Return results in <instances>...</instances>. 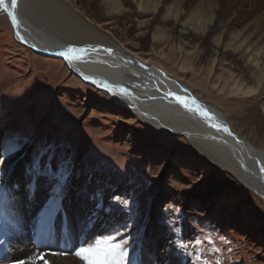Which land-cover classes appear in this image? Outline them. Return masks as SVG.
I'll list each match as a JSON object with an SVG mask.
<instances>
[{"label":"rangeland","instance_id":"obj_1","mask_svg":"<svg viewBox=\"0 0 264 264\" xmlns=\"http://www.w3.org/2000/svg\"><path fill=\"white\" fill-rule=\"evenodd\" d=\"M65 1L83 15L87 23L103 30L111 42L150 60L152 66L166 67L169 74L190 87L197 99L220 109L235 134L264 150V86L259 88L257 99H241L239 95L221 91L222 84L233 79L257 87L249 74L244 75L239 70V61L228 50L225 32H220L224 29L218 28L216 32L209 33L208 23H203L196 27V31L182 35L181 24H190L192 15H195L194 21L202 16L205 20L203 9L207 6H200L202 10L193 6L199 0H191L189 6L169 7L165 5L174 0H152L154 6H142L141 0ZM236 3L238 5L215 8L217 12H227L233 18L247 11L245 22L250 24L252 31L259 28L260 35L264 34V5L254 8ZM138 9H151V13L145 16ZM166 10L170 15L165 14ZM174 12L178 15L176 20L172 18ZM3 19L0 20V85L6 77L13 82L3 90L0 86V200L9 198L10 211L18 216L29 202L35 204L34 210L25 215L19 226V232L23 231L28 240L22 245L21 252L27 247L33 251L34 259L44 261L45 253L54 250L45 243L48 240L44 230L56 225L54 222L58 213L54 221L48 222L40 219L42 208L35 210L41 203L44 205L47 202L52 188L60 182L59 178L36 177V189L31 200L28 185L35 176L34 171L29 173L35 157L47 145L56 144L59 145L56 149L59 164L53 172L66 175V182L70 176L81 180L97 206L105 203L115 212L113 220H108L107 215L97 221L89 218L90 224L97 228L89 232L88 239L100 238L105 248L103 257L101 245L95 255L86 254L91 259H121L116 251L110 252L120 244L127 253L124 264H135V260L140 259L151 208L161 186H164L168 201L161 207L157 222L172 235V240L187 261L191 264H264V244L256 237L264 230V202L257 195L213 165H209L202 181H197L198 171L193 167L178 164H174L170 173L163 176L162 182L155 181L168 153H190L185 141L155 133L135 119L132 129L139 132V144L146 153L140 157L132 152L126 138V111L112 105L107 94L89 88L67 73L60 59L38 54L18 42L8 19ZM183 59L189 73L179 71L178 63ZM192 77L196 79L192 80ZM90 102H101L107 109L91 111L84 108ZM10 143L20 146L5 154L4 150ZM154 148L159 150L157 154L153 153ZM20 150L29 155L25 168L27 175L23 186L14 193L15 186L10 177L12 170L1 162L4 157ZM49 155L50 150L40 157L42 171ZM41 180L48 181L51 188L41 189L44 194L36 196ZM204 182L206 188L200 186ZM222 192H229L238 198L235 209H230L227 203L216 207L218 212L214 214L204 206L190 202L193 196ZM12 203L15 207H11ZM60 203L64 206L66 202L62 199ZM8 210L9 207H3L4 214L8 215ZM248 212H252V216L247 220L244 217ZM47 222L50 224L47 225ZM64 225L73 231L70 219H66ZM257 226L261 229L254 231ZM1 230H4L2 225ZM33 234L39 238L38 244L31 240L34 237L29 238ZM113 236L114 242L105 239ZM0 241V264H19L20 261L11 256L8 242L2 237ZM76 242H73L72 251ZM80 259L88 264L85 259Z\"/></svg>","mask_w":264,"mask_h":264},{"label":"bare ground","instance_id":"obj_2","mask_svg":"<svg viewBox=\"0 0 264 264\" xmlns=\"http://www.w3.org/2000/svg\"><path fill=\"white\" fill-rule=\"evenodd\" d=\"M190 1L174 0L165 6H189ZM236 2L239 6L254 8L264 5L263 0H199L193 6H198L200 10L203 9L200 6H207L203 9L205 20L203 16L198 17L197 14L198 18L194 21L195 15H192L190 24H181L182 35L189 31L190 33L196 31V27H200L203 23H208L209 33L216 32L218 28L224 29L225 31L220 30V32L221 34L225 32L228 39V50L239 61L241 67L239 70L244 75L249 74V78L254 79L257 87H250L248 83L244 84L243 81L233 79L223 83L221 91L234 96L239 95L238 98L241 99H257L260 95L259 88L264 86V34L260 35L257 31L259 28L252 31L250 24L245 22L248 16L247 11L233 18L226 14L227 12H217L215 8V6L236 5ZM5 3L9 4V10L15 12L17 33L13 30L9 15L2 9V6H0V20H4L3 17L8 19L18 42L38 54L60 59L67 73L77 78L79 82L87 84L89 88L107 94L112 105L126 111L128 115L126 138L132 152L139 154L140 157L146 153L139 144V132L132 129L135 119L144 128L155 133L169 138L178 137L185 141L190 153L185 155L177 152L168 153L166 161L156 174L155 181L161 180L162 182L163 176L170 173L174 164L193 167L192 169L198 171L197 181H202L209 165H213L228 173L240 185L264 202V150L254 147L235 134L229 128L226 117L220 109L197 99L190 87L169 74L166 67L152 66L149 64L150 60L111 42L110 37L103 30L87 23L83 15L74 10L65 0H17L15 10L11 8V0H5ZM141 5L154 6L155 3L152 0H141ZM167 10L165 14L170 15ZM138 11L142 10L138 9ZM140 13L149 16L151 9ZM177 17V13L174 12L172 18L176 20ZM17 34L22 37V40L17 38ZM69 49L74 51L70 52ZM178 67L182 73L189 71L185 59L180 60ZM195 79L192 77V80ZM11 82H13L12 79L6 77L2 86L0 85L1 89L7 88ZM106 107L101 102H90L84 105V108L91 109V111L106 110ZM24 152V150L16 151L4 157L1 162V165L12 170L10 177L14 182V193L26 181L25 168L29 155ZM157 152L159 150L154 148L153 153L157 154ZM81 182L74 176H70L66 182V194L63 196L66 203L62 206V211L58 213V219L54 222L56 225L51 226L50 230L47 227L46 231L44 230V236L47 235L48 240L45 243L54 249L45 253L44 261L34 259L33 251L28 250L27 247L21 252L22 245L28 240L25 238L27 235L22 234L23 231L19 232L21 230L19 226L25 219V215L34 210L35 204L29 202L25 209L20 210V216H18L10 211L9 198L4 201L0 200V205H2L0 225L4 228L3 232L2 230L0 232V237L8 242L11 256L15 260L27 261V264H86L80 259L81 256L76 255L77 251L91 247V251L84 255H95L100 245L101 257L104 256V243L96 244L100 238L88 239L89 232L92 233L97 228L90 224L89 218L97 221L107 215L108 220H113L115 212L109 208L108 204L97 206ZM202 185V188L207 186L205 182L200 186ZM38 188L40 190H37L36 196L44 194L41 189H50L51 184L46 180H41ZM167 193L166 188L161 186L145 226L140 259L137 258L135 264H191L182 256L172 240V235L157 222L161 207L168 201ZM190 199L189 201L194 205L204 206L214 214L218 212L216 207L227 203L230 204V209H235L238 201V198L229 192L217 195L202 194ZM42 205L41 203L37 206L35 211L42 208ZM12 206L15 207L14 203ZM3 207H9L8 215L4 214ZM251 216L252 212H248L245 213L244 218L248 220ZM66 219H70V223L74 225V228H71L73 231H70V227H65ZM26 225L28 226L24 224ZM259 229L261 228L257 226L254 231ZM191 232L188 231V233ZM256 237L264 244V230L256 234ZM29 238L34 239L33 242L36 244L40 242L37 235L33 234ZM72 241H77L73 251ZM22 258L25 260H21Z\"/></svg>","mask_w":264,"mask_h":264},{"label":"snow or ice","instance_id":"obj_3","mask_svg":"<svg viewBox=\"0 0 264 264\" xmlns=\"http://www.w3.org/2000/svg\"><path fill=\"white\" fill-rule=\"evenodd\" d=\"M0 6H3L7 8V5L5 4V0H0ZM17 7V0H11V8L15 10ZM11 18L13 24L17 23L16 15L14 11H9L8 13ZM70 52L74 51L73 49H69ZM61 55H64V53H61ZM68 59H71L72 57H67ZM187 106V105H185ZM20 145L18 143H10L9 146L4 150L5 154L8 152L15 151ZM59 147V145L51 144L44 147L39 155L35 157L33 165L29 167V173L31 174L33 171L35 173V176L33 177V181L31 184L28 185L29 188V199L34 198V193L36 189V177L40 175H45L48 177L56 176L59 178V183L52 188L51 195L47 202L42 206V209L40 211V219L43 221H54L57 217V213L62 211V206L60 201L63 199V196L66 194V175H61L60 173H54L53 168L56 167L59 164V161L56 159V149ZM51 151V155L48 156L47 161L44 163L43 171L41 170V160L40 157L44 155L45 152ZM61 172H63V168H61ZM119 202V198H116ZM173 211H178L173 209ZM107 240H112L114 242V236L105 238ZM103 241L97 240L96 244L99 245ZM91 251V247L88 249H80L77 251L76 255L81 256L82 259H85L88 261V264H124V257L127 256V253L123 251V245L117 244L115 250L117 254L121 256V259L116 260H98V259H91L89 256L84 255V253ZM19 264H27V261H20ZM204 264H207V262H204Z\"/></svg>","mask_w":264,"mask_h":264},{"label":"water","instance_id":"obj_4","mask_svg":"<svg viewBox=\"0 0 264 264\" xmlns=\"http://www.w3.org/2000/svg\"><path fill=\"white\" fill-rule=\"evenodd\" d=\"M6 4V3H5ZM7 5V8H5V7H3L2 6V9H4L6 12H7V14L9 13V11H11V10H9V8H8V6H9V4H6ZM1 8V7H0ZM9 15V14H8ZM9 19L11 20V23H12V26H13V30L16 32L17 30H16V26H15V24H13V22H12V18H11V16L9 15ZM17 33V32H16ZM17 38L19 39V40H22V37L21 36H19L18 34H17ZM22 42H24V41H22Z\"/></svg>","mask_w":264,"mask_h":264}]
</instances>
